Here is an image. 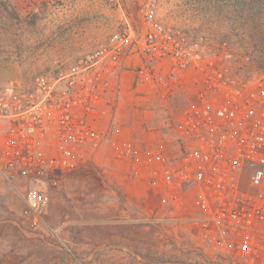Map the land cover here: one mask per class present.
Listing matches in <instances>:
<instances>
[{
	"label": "built area",
	"instance_id": "built-area-1",
	"mask_svg": "<svg viewBox=\"0 0 264 264\" xmlns=\"http://www.w3.org/2000/svg\"><path fill=\"white\" fill-rule=\"evenodd\" d=\"M205 45L165 25L159 0H143L96 49L37 74L26 89H0V176L26 180L24 215L39 217L62 175L118 140L99 124L124 63L134 70V109L143 116L152 97L192 75V101L174 123L178 159L149 149L140 170L129 141L120 157L144 181L151 223L220 261L264 264V70L248 77L249 56L237 67L224 44L209 56Z\"/></svg>",
	"mask_w": 264,
	"mask_h": 264
},
{
	"label": "rangeland",
	"instance_id": "rangeland-1",
	"mask_svg": "<svg viewBox=\"0 0 264 264\" xmlns=\"http://www.w3.org/2000/svg\"><path fill=\"white\" fill-rule=\"evenodd\" d=\"M142 2L0 0V89H26L37 74L67 67L133 19ZM232 3L159 0V17L169 27L203 37L206 56L222 44L237 67L249 56L251 65L244 71L254 76L264 70V25L254 34L248 7ZM195 90L190 75L178 90L152 97L156 148L170 161L180 154L175 120ZM130 105L118 94L110 99L104 108L109 128L126 125ZM123 147V142L105 141L97 155L62 175L37 218L23 213L26 180L10 184L0 176V264H239L174 240L160 223H151L139 189L144 181L131 176L120 157Z\"/></svg>",
	"mask_w": 264,
	"mask_h": 264
},
{
	"label": "crops",
	"instance_id": "crops-1",
	"mask_svg": "<svg viewBox=\"0 0 264 264\" xmlns=\"http://www.w3.org/2000/svg\"><path fill=\"white\" fill-rule=\"evenodd\" d=\"M134 84V70L131 69L130 64L128 62L124 63L123 70L120 72L119 78L116 80V84L114 86V92L111 94V97H114L115 94H118L121 98H127L130 101L131 106V119L128 118L126 125L121 126V128L115 130L114 138H117V142H123L126 144L128 141L129 143L133 144L134 147L141 153V162H139V169H142V162L146 159V152L149 149H155L157 144V136L158 133L154 131L151 113L153 112V103L149 105L150 110L147 111L146 115H142L138 111L134 109V96L132 94V87ZM106 107V103L104 108ZM117 115V114H116ZM149 115V116H148ZM147 116V117H146ZM143 117L147 118L144 120ZM149 119V120H148ZM118 121V120H117ZM116 121V122H117ZM123 122V123H124ZM123 123H119L118 125H122ZM100 126L103 127V130L109 131L110 129V121L107 114L102 113V119L100 121ZM151 127V129H150ZM125 163L129 164L131 168V163L129 161H124ZM141 192L144 193V187H139ZM146 208V207H145Z\"/></svg>",
	"mask_w": 264,
	"mask_h": 264
},
{
	"label": "trees",
	"instance_id": "trees-1",
	"mask_svg": "<svg viewBox=\"0 0 264 264\" xmlns=\"http://www.w3.org/2000/svg\"><path fill=\"white\" fill-rule=\"evenodd\" d=\"M232 1V5L234 7H238L239 9H244L248 7L250 16L249 18L252 20L253 26H251L254 34L260 33L263 31L264 25V0H229ZM261 60L264 61V56L261 57ZM261 67L264 68V64Z\"/></svg>",
	"mask_w": 264,
	"mask_h": 264
}]
</instances>
